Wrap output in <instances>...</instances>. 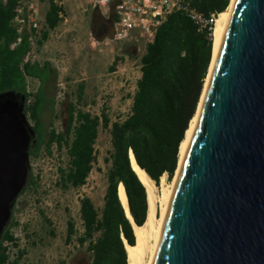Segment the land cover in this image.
Segmentation results:
<instances>
[{
  "label": "trees",
  "instance_id": "obj_1",
  "mask_svg": "<svg viewBox=\"0 0 264 264\" xmlns=\"http://www.w3.org/2000/svg\"><path fill=\"white\" fill-rule=\"evenodd\" d=\"M231 0H196L195 7L205 16L224 13ZM116 3L108 17L95 9L90 20L93 40L101 43L113 37ZM16 0L4 4L0 0V94L13 92L25 97V112L35 131L30 146V158L43 153L52 155L54 149L65 151L67 163L59 168L57 184L63 191L82 188L87 184L97 162L96 143L100 128L108 130L112 149L106 158L107 187L103 206L83 196L79 200L80 227L73 218L67 222L65 244L73 246L69 262L62 264H128L126 243L136 245L134 226L119 199L122 184L128 199L133 221L143 226L148 214L147 190L132 168L130 153L148 177L158 186L166 175L168 180L176 173L180 160V146L204 90L213 55V35L200 30L197 24L181 13L169 17L158 30L152 44L146 46L141 58V77L132 96L129 115L123 121L111 122L106 110L101 115L85 111V84L77 91L65 93L57 110L56 96L51 94L57 73L50 62H25L30 51L28 35L16 48H11L17 33L11 25ZM63 9L50 4L46 13L38 48L51 32L64 21ZM117 60L110 67L115 71ZM38 86H32L33 83ZM31 91L28 92V88ZM52 115L47 121L46 115ZM58 122V123H57ZM40 176L29 170L27 184L20 194L36 190ZM19 196V197H20ZM18 197V198H19ZM18 200V199H17ZM14 204V208L17 204ZM13 208V212H14ZM12 217L0 238V264H26L28 249H17L10 259L8 246L18 248V239L11 229L19 223ZM49 224L51 222L47 220ZM36 234L26 235L27 245L36 246ZM55 237V233H51Z\"/></svg>",
  "mask_w": 264,
  "mask_h": 264
},
{
  "label": "water",
  "instance_id": "obj_2",
  "mask_svg": "<svg viewBox=\"0 0 264 264\" xmlns=\"http://www.w3.org/2000/svg\"><path fill=\"white\" fill-rule=\"evenodd\" d=\"M34 137L25 97L0 94V238ZM152 264H264V0L234 2Z\"/></svg>",
  "mask_w": 264,
  "mask_h": 264
},
{
  "label": "rangeland",
  "instance_id": "obj_3",
  "mask_svg": "<svg viewBox=\"0 0 264 264\" xmlns=\"http://www.w3.org/2000/svg\"><path fill=\"white\" fill-rule=\"evenodd\" d=\"M40 9L43 18L47 5L44 4ZM66 9L68 21L67 23L62 22L56 31L51 32L53 35L50 38L53 41H60V35L67 32V29L75 26V24L82 26L80 28L90 27L93 9L82 10L81 6L73 5L71 1L68 5L66 3ZM89 37L81 31L77 35L75 33L69 42L78 44L81 52H85L90 49L88 47L90 46ZM111 38H107V41L100 43L98 48L110 50V54L114 58L112 61L110 57L102 56L100 58V76L97 79H92L93 83H88V90L82 108L98 116L101 115L103 110H106L111 122H115L123 121L130 113L133 102L132 96L136 91L137 80L141 74V58L146 51V44L143 40L137 43L112 42ZM54 52H56L55 49L52 50V54ZM69 58L53 59L54 66L64 65L66 67L65 74H58L56 83L50 91L52 95L56 96L59 103L56 107L57 110L60 108V102L63 100L65 93L76 92L79 84L82 83L81 80L85 78V71L80 69L82 64L80 55L73 52ZM39 59L40 57L36 53L34 60ZM116 60L115 71L111 72L110 67ZM33 85L34 87L38 86L36 82ZM60 92L63 93L62 97L58 96ZM46 120H52V115H46ZM111 149L109 131L100 128L96 143L97 162L87 184L82 188L68 191H63L57 184L59 168L65 166L68 161L65 151L54 149L52 155L43 153L38 159L30 158V173L34 177L40 176L39 186L36 190L30 189L21 195L14 208L13 216L19 223L18 226L11 229L14 236L19 240V247L15 248L13 252L14 256L17 254V249L27 248L28 254L24 259L26 264H62V262H69L74 249L72 245L67 246L65 244L67 222L69 218H73L77 226L80 227L79 200L83 196L90 197L96 207L101 208L103 206L108 171L105 160L109 157ZM174 177L168 180L165 176V184H172ZM153 188L157 199H159L163 189L162 181L160 180L158 186L154 183ZM159 212L160 202L158 203V215ZM52 232L55 233V237H52ZM27 234L31 236L36 234L34 237L36 246L27 245Z\"/></svg>",
  "mask_w": 264,
  "mask_h": 264
},
{
  "label": "built area",
  "instance_id": "obj_4",
  "mask_svg": "<svg viewBox=\"0 0 264 264\" xmlns=\"http://www.w3.org/2000/svg\"><path fill=\"white\" fill-rule=\"evenodd\" d=\"M1 1L4 4L8 2V0ZM70 1L81 6L82 10L98 9L106 17L109 16L113 4L116 3V19L113 23L114 34L111 41L137 43L143 40L146 46L154 42L160 27L174 14H183L195 22L200 30H208L212 35L221 15V13L203 15L194 5L196 0H16L11 25L16 30L17 39L12 43L11 48L14 49L20 45L23 36L27 34L30 51L25 62L34 61L38 50L40 30L45 19L41 16V6L46 4L47 11L52 3L61 7L63 11L60 15L64 17L63 22H66L68 15L66 3L68 5ZM107 40L106 38L104 41ZM30 91L29 87L28 92ZM62 95L63 93L60 92L58 96L62 97ZM5 246L9 248L10 259L14 260L15 247L11 243H5Z\"/></svg>",
  "mask_w": 264,
  "mask_h": 264
},
{
  "label": "bare ground",
  "instance_id": "obj_5",
  "mask_svg": "<svg viewBox=\"0 0 264 264\" xmlns=\"http://www.w3.org/2000/svg\"><path fill=\"white\" fill-rule=\"evenodd\" d=\"M235 0H231V4L229 8L226 10V12L221 13L220 18L218 20L217 26L213 32V55H212V62L209 68L208 76L204 84V90L201 96V100L197 109V113L192 119L189 129L186 132L185 139L181 143L180 146V160L179 165L176 170V174L174 177V180L172 184L166 185L165 184V176L164 175L161 178L162 181V194L157 199V196L154 193L153 184L154 182L147 176V174L139 168L137 165L135 158L133 156V153H130L131 161H132V167L135 170L136 174L138 175L141 182L144 184L147 190V200H148V214L146 222L143 226H138L133 224L134 226V232L136 235V245L131 246L130 244H126V251H127V259L128 264H152L153 258L155 256V253L158 248V244L160 241L167 209L169 206L170 198L178 177V173L182 164V160L184 157V154L186 152L188 143L190 141L191 135L193 133L199 111L204 99V95L211 77V73L218 55L220 43L223 37V33L225 30V27L227 25L231 10L233 8ZM118 195L121 203L123 204L128 217L131 219L129 214V204L127 195L125 192L124 186L121 184L118 189ZM159 200V201H158ZM160 202V212L158 215V203ZM132 220V219H131Z\"/></svg>",
  "mask_w": 264,
  "mask_h": 264
},
{
  "label": "crops",
  "instance_id": "obj_6",
  "mask_svg": "<svg viewBox=\"0 0 264 264\" xmlns=\"http://www.w3.org/2000/svg\"><path fill=\"white\" fill-rule=\"evenodd\" d=\"M71 3L73 5H78V4H74L73 2ZM44 17H45V14H44ZM67 21L64 23H67ZM80 27L82 26H79V24H75V26L67 29V32H64L60 35L59 37L60 41H57V42L53 41V39L50 38L53 35V33H51L49 39L41 47L38 48L37 54L40 57V59L37 61L41 63L50 62L53 68L56 70L57 77H58V74L59 75L65 74L66 67L64 65H61L58 67L54 66L53 59H56V58L58 59L60 57L64 59H70L69 56H71V53L75 52L76 55L79 54L82 60L80 69L85 71V74H84L85 78H83L81 81L84 82L85 84V94H86L88 90V83H91L93 81L92 79L94 78L97 79L100 76L99 75V69L101 67L100 58L102 56L106 58L110 57L112 61L114 56L110 54L111 52L110 50L98 48V45H100V43L93 40L91 32L89 31V26L87 27L85 26L84 28H80ZM81 31L85 32V34L90 36L89 37L90 46H88L90 47V49L88 51L86 50L85 52H81V49L78 46V44L69 42L71 40L70 38L73 37L75 33L77 35ZM53 49H55L56 52L52 54ZM140 77H141V74L138 77V80L140 79Z\"/></svg>",
  "mask_w": 264,
  "mask_h": 264
}]
</instances>
